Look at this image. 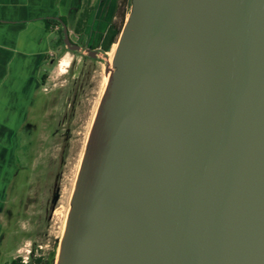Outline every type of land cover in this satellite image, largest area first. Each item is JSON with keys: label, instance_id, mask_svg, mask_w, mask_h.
<instances>
[{"label": "water", "instance_id": "1", "mask_svg": "<svg viewBox=\"0 0 264 264\" xmlns=\"http://www.w3.org/2000/svg\"><path fill=\"white\" fill-rule=\"evenodd\" d=\"M55 264H264V0H131Z\"/></svg>", "mask_w": 264, "mask_h": 264}, {"label": "flooded vegetation", "instance_id": "2", "mask_svg": "<svg viewBox=\"0 0 264 264\" xmlns=\"http://www.w3.org/2000/svg\"><path fill=\"white\" fill-rule=\"evenodd\" d=\"M121 1L116 0L110 15L94 16L90 0H81L73 21L67 16L50 19L47 47L34 55L30 70L22 71L18 80L16 118L1 139L0 214L6 223L30 214L31 228L28 233L22 228L20 234H35L39 229L51 232L68 191L69 213L122 31ZM87 9L89 15L82 17ZM16 179H21L23 191L15 199L8 192ZM15 203L21 205L16 213L11 209ZM2 231L0 224L1 242L5 239ZM43 242L28 240V257H13L4 264H55V241L51 251H45L49 244Z\"/></svg>", "mask_w": 264, "mask_h": 264}, {"label": "crops", "instance_id": "3", "mask_svg": "<svg viewBox=\"0 0 264 264\" xmlns=\"http://www.w3.org/2000/svg\"><path fill=\"white\" fill-rule=\"evenodd\" d=\"M80 2L0 0V139L16 118L17 86L22 71L30 70L34 55L47 47L51 31L48 21L59 16L73 21L79 14Z\"/></svg>", "mask_w": 264, "mask_h": 264}, {"label": "rangeland", "instance_id": "4", "mask_svg": "<svg viewBox=\"0 0 264 264\" xmlns=\"http://www.w3.org/2000/svg\"><path fill=\"white\" fill-rule=\"evenodd\" d=\"M83 3L86 0H82ZM105 2V4L101 5L102 2ZM116 0H90V4L93 5V12L92 14L106 16L110 15L111 11L113 10V7L115 6ZM127 19V18H126ZM126 21V20H125ZM115 49V48H114ZM114 52V51H113ZM1 153H2V144L0 139V169H1ZM2 181L0 180V201H1V184ZM23 191L21 187V179H16L12 188L9 189L8 196H12L16 199L17 193ZM70 191L65 194V198L61 202L62 207L59 209V212L55 218L57 223L55 224L54 228L51 230V232L47 233L43 229H39L38 233L35 234H26L28 233V229L31 228V215L28 214L24 218H14L10 222L6 223L7 221L4 219L3 215L0 214V224L2 225V235H5V239H3V242L0 241V264H4L5 262H8L11 258L17 257V256H23L28 257V250H30V241L28 243V240H37L39 243L40 241L46 244H49V247L44 248L45 251L52 250L56 247V259L58 256V250L60 241L62 239L65 226H66V219L68 217V209H69V200H70ZM20 195H18L19 197ZM12 198V200H13ZM1 205V203H0ZM21 205L19 203L12 204V211L14 213L20 211ZM7 226V227H6ZM22 228L26 229V232L23 234L20 232L22 231ZM41 231V232H40ZM2 238V237H1ZM56 243V246H52L53 243ZM26 243H28L26 245ZM51 245V246H50ZM20 247V248H19ZM19 248V249H18ZM18 249V252H17Z\"/></svg>", "mask_w": 264, "mask_h": 264}, {"label": "trees", "instance_id": "5", "mask_svg": "<svg viewBox=\"0 0 264 264\" xmlns=\"http://www.w3.org/2000/svg\"><path fill=\"white\" fill-rule=\"evenodd\" d=\"M131 6V0H122L120 4V31L122 30V27L125 24V20L127 18V14L129 13ZM89 15V9L85 10L81 16L86 17ZM49 24V21H48ZM12 264H18L17 262H13Z\"/></svg>", "mask_w": 264, "mask_h": 264}, {"label": "bare ground", "instance_id": "6", "mask_svg": "<svg viewBox=\"0 0 264 264\" xmlns=\"http://www.w3.org/2000/svg\"><path fill=\"white\" fill-rule=\"evenodd\" d=\"M107 79H108V77H107Z\"/></svg>", "mask_w": 264, "mask_h": 264}]
</instances>
